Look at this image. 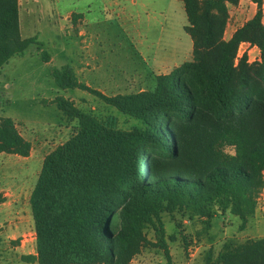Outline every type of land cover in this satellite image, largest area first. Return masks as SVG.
<instances>
[{"label": "trees", "instance_id": "16d2710c", "mask_svg": "<svg viewBox=\"0 0 264 264\" xmlns=\"http://www.w3.org/2000/svg\"><path fill=\"white\" fill-rule=\"evenodd\" d=\"M193 41V59L156 77L153 90L108 96L54 69L56 86L80 89L137 121L108 127L65 97L55 104L74 133L43 160L30 195L36 254L24 263L131 264L152 245L172 264L163 214L201 221L232 215L245 230L264 190L263 0L229 40L228 5L239 0H178ZM242 43L260 60L238 57ZM36 37L21 38L18 0H0V70ZM42 60L50 61L44 52ZM32 145L9 117H0V154L27 158ZM212 264H264V238L226 241Z\"/></svg>", "mask_w": 264, "mask_h": 264}, {"label": "rangeland", "instance_id": "374dc122", "mask_svg": "<svg viewBox=\"0 0 264 264\" xmlns=\"http://www.w3.org/2000/svg\"><path fill=\"white\" fill-rule=\"evenodd\" d=\"M143 3L142 7L129 5L125 12L116 13L108 12L101 0H18L22 37H36L41 51L53 60L50 64L43 62L41 51L37 45H32L25 54L12 58L0 70V117L65 127L70 125L69 121L56 105L50 104L52 99L61 96L75 99L80 110L96 116L110 128L140 126L139 121L118 112L86 91L60 90L52 72L66 65L76 69L82 54H85L78 38L81 30L79 20H75L73 14L68 21L66 19L68 14L77 12L84 14L87 20L86 39L92 42L89 52L96 57L91 65L100 64L92 74H86L83 82L108 96L153 90L157 74L172 65L171 59L164 57L161 62L165 63V68H150L154 55L166 49L178 51L183 48V43L190 44L191 48L193 45L184 30L188 21L182 2L143 0ZM228 11L225 38L250 20L253 6L250 0H239L238 5H230ZM68 29L70 33L66 35ZM238 54L240 58L242 54ZM173 58L181 62L183 55L175 52ZM77 74L79 78L78 71ZM73 133L74 130L65 129L57 139L48 140L47 151L65 143ZM2 157L13 161L17 159V162L0 164V190H3L0 202L9 201L5 207L8 215L18 214L23 218L24 236H19V230L13 228L8 232L6 242L0 241V264H18L20 247L24 245L23 251L29 252L34 245L31 240L34 222L29 200L42 162L35 167L32 163L23 164L18 157ZM5 194L9 195L4 197ZM162 220L172 264H212L224 242L240 243L247 239L264 238V190L256 214L249 219L243 231L240 230L241 220L232 215L216 216L210 230L201 221H189L178 213L163 214ZM146 236L152 245L143 249L131 264H167L165 251L156 246L157 236L152 227L146 230Z\"/></svg>", "mask_w": 264, "mask_h": 264}, {"label": "crops", "instance_id": "0c3cea01", "mask_svg": "<svg viewBox=\"0 0 264 264\" xmlns=\"http://www.w3.org/2000/svg\"><path fill=\"white\" fill-rule=\"evenodd\" d=\"M101 2L103 3L104 8L107 9L108 12L112 11V12H116V13L125 12L126 8H129V5H131V7H133V8H136L138 6L142 7L143 5H145L143 3V0H101ZM251 4L253 6V15H252V17H253L255 15V13H256L257 6L252 1H251ZM229 6L230 5H228V9H229ZM88 9H90V6H88ZM72 14L75 17V20H79V22H80V24L78 26L81 28V30L79 31L78 38L81 39L80 40V46H81L80 48L83 51H85L84 52L85 54H82L81 61H80L79 64H77V68L76 69L73 68V67H71V68L73 70L75 79L78 82L85 83V82H83L84 80H82V79H85L84 77H86L87 73H91L92 74V72H94V70H96V68L98 69L100 67L99 66L100 64L99 65L96 64V66H94V67L91 65L92 61L96 60V57H95V55H91V53L89 52V50L92 47V42L90 40L86 39V37L88 36V32L85 29V27L87 26V20H86L84 14L77 13V12H72V13L67 15V17H66L67 21L69 19V16H71ZM263 23H264V0H263ZM19 26H20V34H21V22L20 21H19ZM69 29H70V27H69ZM69 29L66 32V35H68L70 33ZM237 29H235L230 34V36L228 38H225V39L229 40L231 38V36L233 35V33ZM21 38H23L22 35H21ZM192 45H193V41H192ZM181 47H183V48L179 49L178 51H173L171 49H166L164 52L159 51V52L156 53V55H154L153 63L150 66V68H152V69L154 68V69L158 70V69H161V68H165V67H163L165 65V63L161 62L162 61L161 59L164 58V57L167 58V59H171V61H172L171 67L168 70L164 71L163 73L157 74V76L162 75V74H168L174 68L179 67L184 62H188V61L192 60L191 58L193 56V47L191 48L190 44L188 45L186 43H183ZM242 49H243V51H242ZM86 51H87V53H86ZM175 52L177 54H179L180 52L182 53L183 60L181 62L180 61L179 62L175 61L176 59L173 58ZM239 52H240V54H246L249 57V61H259L260 60V51H259V49L256 46L250 45L249 43H242L240 45ZM52 60H53V58L50 57V61L47 64H50L52 62ZM77 71L80 74L79 78L77 76L78 75ZM155 81H156V79H155ZM85 84L92 88V86H90L88 82L85 83ZM67 99L72 101L75 104L76 107L79 106L78 102L75 99H73V98H67ZM53 100L54 99H52L51 101H53ZM53 105H55V104H53ZM13 121L15 122L16 128L19 131V133L27 141H29L31 143L32 150H31L30 156L27 157V158L19 157V156H16V155L0 154V164L3 163V165L4 164L8 165L9 163L13 164L14 162H17V159H15L16 161H13L12 159L9 160V159H6V158L2 157V156H8V158H16V157H18L20 160H22L21 161L22 163L24 162L23 164H27V165L29 164L30 165V163H32L36 167V166L39 165L40 162L43 163L44 158L51 151H53V150H51L50 152L47 151L48 148L46 147V145L48 144V140L57 139L60 135H62V133L65 131V129L66 130H70V129L74 130L72 126L69 127L68 125L63 127V126H60V125H52V124H41V123L31 124V123L19 122V121H16V120H13ZM36 157L38 159L35 160ZM40 157H41V160H40ZM1 158H3V159H1ZM1 192H3V190H0V193ZM8 195L9 194H5L4 197H6ZM15 200L16 199H14V201ZM8 202H0V241L3 240V243L6 242V238L9 237L8 236V232L14 230L13 228H15V230H19V233H18L19 236H24V233H23L24 232V228H23V224H22L23 218L18 216V214L8 215L5 212V207L9 204ZM32 235H33V238L31 240L34 243V245H32L33 246L32 247V251H29V252L23 251L24 250V245H22L20 247V254H21L20 258L21 259H20V262L18 264H29V263H24L22 261V256L23 255H29V254L35 255L36 254V234H35V229H34V232H33ZM12 238H17V237H12ZM29 246H31V244ZM32 264H37V263H32Z\"/></svg>", "mask_w": 264, "mask_h": 264}, {"label": "built area", "instance_id": "2783aa9c", "mask_svg": "<svg viewBox=\"0 0 264 264\" xmlns=\"http://www.w3.org/2000/svg\"><path fill=\"white\" fill-rule=\"evenodd\" d=\"M239 55V54H238ZM243 55V54H242Z\"/></svg>", "mask_w": 264, "mask_h": 264}]
</instances>
